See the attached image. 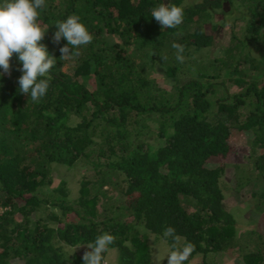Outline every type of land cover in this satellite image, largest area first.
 Returning a JSON list of instances; mask_svg holds the SVG:
<instances>
[{
  "label": "trees",
  "instance_id": "1",
  "mask_svg": "<svg viewBox=\"0 0 264 264\" xmlns=\"http://www.w3.org/2000/svg\"><path fill=\"white\" fill-rule=\"evenodd\" d=\"M46 3L42 43L57 58L48 92L34 103L18 91L15 54L0 77V264H83L86 245L104 232L116 237L108 249H118L116 264H152L150 235L164 239L168 226L179 244L195 246L186 264H211V255L234 248L240 264H264V231L240 241L246 231L222 186L235 163L241 180L263 187L252 195L264 211V0ZM161 3L183 6V23L162 30L151 17ZM71 14L93 35L73 65L59 58L67 42H52L55 21ZM226 32L229 42L213 50ZM173 43L185 46L183 63ZM245 65L260 78L250 79ZM159 67L171 89L158 82ZM243 139L241 163L231 158ZM82 161L97 176L72 198L52 169ZM114 177L117 205L104 189Z\"/></svg>",
  "mask_w": 264,
  "mask_h": 264
},
{
  "label": "clouds",
  "instance_id": "2",
  "mask_svg": "<svg viewBox=\"0 0 264 264\" xmlns=\"http://www.w3.org/2000/svg\"><path fill=\"white\" fill-rule=\"evenodd\" d=\"M47 8L46 0H0V77L11 73V59L15 54L22 67L18 70L22 75L18 78L19 89L34 103H39L49 90L50 70L57 63V58L50 54L47 46L42 43L49 28L40 22L42 12ZM184 8L176 4L164 3L151 10L153 17L162 27L177 28L183 23ZM57 29L52 42L59 45L61 40L67 43L59 48L62 59H75L80 56L81 46L93 41V35L82 22L79 15L71 14L65 20H57L53 25ZM176 60L185 61V46L173 43ZM163 60L166 57H162ZM164 239L169 243L166 255L167 264H186L195 251L191 242L183 246L172 226L165 228ZM116 237L110 232L98 235L94 241L86 245L83 264H106L104 254L114 244Z\"/></svg>",
  "mask_w": 264,
  "mask_h": 264
},
{
  "label": "rangeland",
  "instance_id": "3",
  "mask_svg": "<svg viewBox=\"0 0 264 264\" xmlns=\"http://www.w3.org/2000/svg\"><path fill=\"white\" fill-rule=\"evenodd\" d=\"M193 1V0H188ZM227 34L222 33L221 41L217 42L213 50H216L221 46L222 43H228L229 39H231L230 32H226ZM107 39L109 42L113 43L117 41V37L114 35H108ZM119 41V38H118ZM215 55H219L218 51L215 52ZM205 52L203 53V55ZM207 58L206 61H209L210 55L214 57V54H209L206 52ZM196 57L201 56V52H197L195 54ZM75 64V59H72L71 65ZM160 68V67H159ZM244 69L248 73V77L250 79H259L260 74L256 70H252L248 67V65L244 66ZM157 79L160 85L166 89H171L173 80L172 78H166L165 72L162 68L159 69L157 72ZM187 76L186 74H184ZM182 76V75H181ZM232 92L236 91L235 88L231 89ZM153 140V139H152ZM161 143V142H160ZM249 152L247 151L246 147H244V139L243 141H239L235 143V151L234 156L231 159H236L237 162L243 163L245 160L246 154ZM244 157V158H243ZM243 159V161H242ZM233 161V160H232ZM218 164L217 160H213L211 165L214 167ZM238 168L235 163L230 164L227 167L224 177L222 178V186H224V192L226 194V200L232 205L233 212L235 213L236 217L239 220V229L241 232H244V236L240 239L241 242H244L248 235L251 234L250 231L252 229H257L264 231V211L259 212L255 210V205L259 203V198L253 196L252 193L254 191L259 192L261 191L258 184L254 182V179H250L246 181L245 178L241 180V176L245 177L244 169ZM53 175L58 182L60 179H65L68 182V186L71 190V197L76 198L79 195V191L81 189V181L82 180H91L94 179L97 175L96 172L93 170L91 164H87L84 161L80 162L77 166L72 168H67L66 166H53ZM117 177H114L113 182L115 183L113 186H105V190L108 191V198L113 196V202L118 204L120 202L121 189L117 186ZM121 182L123 180L119 179ZM260 184V183H259ZM125 183L121 184V187L125 186ZM260 193V192H259ZM112 200V199H111ZM111 200H109L111 202ZM102 201L107 202V198L102 199ZM264 203H261L263 205ZM251 213V215H250ZM248 219H252L253 221H248ZM150 244L153 246V256H152V264H167L166 255L168 252L169 245L167 241L164 239L155 240L154 235H150ZM182 244V240L180 241ZM183 245V244H182ZM118 249L109 250L106 256V264H116L118 259ZM241 253L238 248L230 249L225 252H221L215 255H211L209 257V261L211 264H240L241 262ZM201 256H199L196 261H201Z\"/></svg>",
  "mask_w": 264,
  "mask_h": 264
}]
</instances>
